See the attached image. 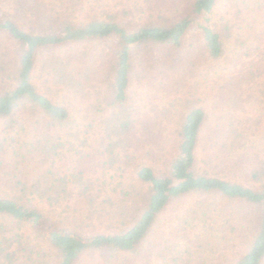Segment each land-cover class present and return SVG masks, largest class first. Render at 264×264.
Listing matches in <instances>:
<instances>
[{
  "label": "trees",
  "instance_id": "obj_1",
  "mask_svg": "<svg viewBox=\"0 0 264 264\" xmlns=\"http://www.w3.org/2000/svg\"><path fill=\"white\" fill-rule=\"evenodd\" d=\"M182 1L187 5L185 13L177 17L164 15L157 21L141 19L136 24L123 22L112 14L83 18L62 13L55 10L50 0H13L14 14L0 11V264H79L87 253L92 254L89 264H136L168 204L193 192L219 193L257 209V215L250 220L255 227L251 244L234 264H263L264 160L252 170L257 186L199 172L198 149L206 118L201 107L186 114L176 135L178 146L173 157L163 166L145 163L136 167V178L145 191L141 195L143 206L132 219L127 204V214L118 208L111 211V216L123 217L112 230L89 233L82 223L84 231L67 226L59 215L56 218L51 214L58 208L71 210L72 204L81 201L87 203L88 217L90 213L101 214L97 205L107 182L90 175L87 159L91 154L80 149L88 146L90 130H73L69 106L40 89L35 81L37 64L41 63L46 76L54 78L55 83L84 88L72 59L54 51L117 37L115 60L107 74L109 89L104 98H97L94 106L98 118L87 128L101 120L98 123L101 122L103 135L99 142L106 145L109 157L119 148L131 157L130 148L139 126L143 129L138 124L140 110L131 96L133 77H144L146 73L159 77L170 72L171 80L163 85H177L173 81L179 78L181 47L195 26L201 27L203 47L209 57L219 58L225 51L221 33L212 22L220 0ZM4 2L8 0H0V4ZM152 45L172 51L158 55L149 49ZM85 74L83 77L89 78L86 71ZM225 131L220 128L217 132L213 144L217 148L203 150L204 160L220 157V149L228 148L235 129ZM83 132L85 135L81 136ZM71 151L81 158L74 165L69 164ZM107 161L113 165L118 159L107 158L103 162ZM204 209L185 220L182 237L188 242H193L191 236H210L216 231L215 220ZM188 219L202 224H191ZM230 228L235 231L237 227L231 224ZM173 247L177 248L176 243L167 250ZM170 257L176 264L181 258L177 253ZM160 264L172 263L162 258Z\"/></svg>",
  "mask_w": 264,
  "mask_h": 264
},
{
  "label": "rangeland",
  "instance_id": "obj_2",
  "mask_svg": "<svg viewBox=\"0 0 264 264\" xmlns=\"http://www.w3.org/2000/svg\"><path fill=\"white\" fill-rule=\"evenodd\" d=\"M50 1L55 10L62 13L71 12L83 18L112 14L123 22L133 24L141 19L157 21L164 15L177 17L187 11V5L182 0ZM0 5L1 12L15 13L13 0ZM212 22L225 44L222 56L212 58L207 55L201 27L195 26L187 33L181 47V65L177 69L179 78L173 81L177 85H163L171 80L170 72L159 77L150 73L144 77H133L131 96L140 110L141 121L138 124L143 129L139 126L140 131L130 148L133 150L131 157L126 156L121 148L109 157L106 145L99 142L103 135L101 122L98 123L101 120L95 121L93 128H87L94 118H98L94 106L97 98H104L109 89L107 74L115 60L117 37L69 45L54 51L72 59V66L81 76L84 88L74 89L64 87L60 82L55 83L54 78L46 76L41 63L37 64L35 81L40 89L49 91L69 106L73 130H90L92 138L88 140V146L80 149L84 154H91L87 159L91 167L90 175L101 179L100 182H107L104 186L106 191L97 205L101 214L90 213L88 217L87 203L81 201L72 204L71 210L58 208L52 215L56 218L59 215V219H63L69 227L85 229L89 233L112 230L113 225L123 221V217L111 216V211L118 208L126 213L127 204L132 219L143 206L141 195L145 191L136 178V167L145 163L163 166L176 154L177 132L186 114L195 107L203 108L206 113L198 149V171L247 186L259 184L251 174L259 161L264 160V0H220ZM151 48L158 55L172 51L163 46H149ZM85 71L89 78L83 77L86 76ZM220 128L224 132L226 128L235 129L236 133L232 134L228 148L220 149V157L204 160L203 150L217 148L213 144ZM84 132L81 136L85 135ZM69 157L72 159L70 165L81 159L76 151H71ZM107 158H117L118 161L113 165L108 161L104 163ZM123 160L127 163L124 164ZM202 209L211 213L216 231L210 236H191L193 242H188L182 237L185 220L190 214H201ZM255 215L257 209L253 206L219 193L193 192L176 198L158 217L143 246V256L136 264H160L162 258L176 264L170 257L174 253L181 256L177 264H234L251 244L255 227L250 220ZM188 221L191 224L200 223L192 219ZM231 224L237 227L235 231L230 228ZM175 243L176 249L167 250ZM91 261L92 254L87 253L82 255L79 264Z\"/></svg>",
  "mask_w": 264,
  "mask_h": 264
}]
</instances>
